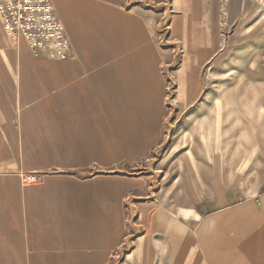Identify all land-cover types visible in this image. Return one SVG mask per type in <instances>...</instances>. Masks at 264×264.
I'll list each match as a JSON object with an SVG mask.
<instances>
[{
    "label": "crops",
    "instance_id": "obj_1",
    "mask_svg": "<svg viewBox=\"0 0 264 264\" xmlns=\"http://www.w3.org/2000/svg\"><path fill=\"white\" fill-rule=\"evenodd\" d=\"M197 1V11L208 7L210 14L217 4ZM52 2L70 45L67 58L37 54L23 39L15 45L17 150L9 168H0V264H105L126 234L124 199L142 182L95 172L122 157L139 161L151 152V137L163 134L162 118L151 123L134 110L150 106L151 83L166 87L160 16L129 0ZM178 2L186 11L188 0ZM227 7L220 0V10ZM4 75L0 68V83ZM30 174L38 179L25 178ZM228 195L222 190L216 206L193 211L191 251L198 262L264 264V186L236 202ZM160 233L169 240L164 227ZM168 243L163 250L178 255L186 244Z\"/></svg>",
    "mask_w": 264,
    "mask_h": 264
},
{
    "label": "rangeland",
    "instance_id": "obj_2",
    "mask_svg": "<svg viewBox=\"0 0 264 264\" xmlns=\"http://www.w3.org/2000/svg\"><path fill=\"white\" fill-rule=\"evenodd\" d=\"M188 2L184 11L178 0H129L158 12L156 41L165 54L159 70L165 90L163 81L151 83L150 106L134 110L138 118L165 123L163 134L151 137L147 156L122 157L95 172L133 174L142 182L124 199L126 234L105 264H239L198 262L186 232H195L193 211L216 206L222 190H230L232 203L264 186V6L227 0L220 10L217 0L210 14L208 7L197 11V0ZM193 30L202 41L190 37ZM15 45L0 23V68L6 72L0 83L1 169L9 168L6 160L17 150ZM164 98L166 107L160 106ZM162 227L171 246L186 243L179 255L161 247L169 244L161 239Z\"/></svg>",
    "mask_w": 264,
    "mask_h": 264
},
{
    "label": "built area",
    "instance_id": "obj_3",
    "mask_svg": "<svg viewBox=\"0 0 264 264\" xmlns=\"http://www.w3.org/2000/svg\"><path fill=\"white\" fill-rule=\"evenodd\" d=\"M246 1L264 6V0ZM0 20L14 42L23 39L33 52L50 59L67 58L70 45L52 0H0Z\"/></svg>",
    "mask_w": 264,
    "mask_h": 264
}]
</instances>
